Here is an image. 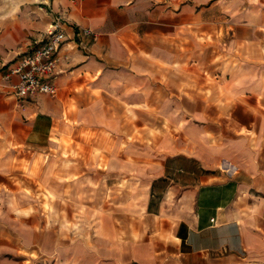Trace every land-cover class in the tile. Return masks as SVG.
<instances>
[{
  "label": "crops",
  "instance_id": "0c3cea01",
  "mask_svg": "<svg viewBox=\"0 0 264 264\" xmlns=\"http://www.w3.org/2000/svg\"><path fill=\"white\" fill-rule=\"evenodd\" d=\"M0 264H264V0H0Z\"/></svg>",
  "mask_w": 264,
  "mask_h": 264
},
{
  "label": "built area",
  "instance_id": "2783aa9c",
  "mask_svg": "<svg viewBox=\"0 0 264 264\" xmlns=\"http://www.w3.org/2000/svg\"><path fill=\"white\" fill-rule=\"evenodd\" d=\"M62 17L56 16L50 26L45 40L30 52L22 55L16 66L8 69L4 78L16 75L17 83L11 86L12 94L20 101L36 94L53 96L56 87L51 83L50 76L54 73L59 46L65 40L62 30ZM76 35L88 37L92 33L88 29H78Z\"/></svg>",
  "mask_w": 264,
  "mask_h": 264
}]
</instances>
